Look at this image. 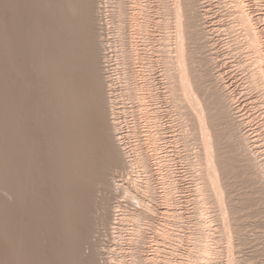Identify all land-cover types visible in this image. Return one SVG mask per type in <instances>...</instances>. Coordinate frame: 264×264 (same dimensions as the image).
Here are the masks:
<instances>
[{"label":"bare ground","instance_id":"obj_1","mask_svg":"<svg viewBox=\"0 0 264 264\" xmlns=\"http://www.w3.org/2000/svg\"><path fill=\"white\" fill-rule=\"evenodd\" d=\"M2 1L3 0H1V2ZM7 1L12 2V0H10V1L6 0L5 4L3 6L0 4L2 9L5 11L6 10L9 11V6H10V4ZM16 1L17 0H15L14 3H18L17 4L18 6L23 5L22 3L19 4L20 0H18L17 2ZM102 1H104V0H101V1H99V0H34V2L37 4V5L35 4V7H37V11L34 8L32 9L34 4H32L31 6L29 5L31 7L30 8L31 11L29 10L30 11L29 14L33 13L32 11H36L35 12L36 15H34L35 13L31 14V15H34L35 18H37V19H34V20H36V22H35L36 24L33 23L37 26L36 29L39 30V33L42 29L44 31V33L46 32V34H47V36H45L47 38L45 39L42 35L44 33H40L42 35L41 39L43 38V41L39 38L41 40V42H44V40H45V42H44L45 44L43 45V43H42V46H44L43 47L44 49L41 48V50H40L39 48H35V50L37 49V51H35V50H33L34 48H32V50L36 52V53H34V52L33 53L37 54L36 55L37 60L32 59L33 62H34V60L36 62V63H33L32 67L37 64V66H35V67L38 69L36 71L39 72L38 73L39 75L38 74H35V75H38L37 77H39L40 81L43 80L44 81L43 83H46V85H43V86H45V88H47V93L45 92L46 95H44L45 93L43 92L44 93L43 95L47 97V101H48V102L46 101L47 102V108L49 109L48 110L49 111V113H48L49 114L48 115L49 121L47 120V122H48L47 125H49V127L48 126L47 127L49 129L53 128L52 132L54 133L53 137H51V140L53 139V142H54L51 144V145L54 144V147L51 146L52 147L51 152L52 151L53 152L52 153L50 152L51 157H52L51 159L53 161L52 162L49 161V162L53 163L52 164L53 167H50V168H52V170L50 169L51 170V178L50 179L53 181L52 187L54 188L55 191H54V194H52L53 190L52 191L50 190L51 193L49 192L50 193L49 196L52 199V201H50L51 199L49 201L52 204L49 202L47 209L54 210V212L53 211L52 212L55 214L53 216L52 212H50L52 214L53 218L51 216H49L47 214V212H46V214L48 215L47 218L55 219V223L50 222L53 224V227H52V224H49V227H52V229L51 230L49 229V231L52 233H55V234H53V235L51 234V235L54 236L53 238L56 237V239L54 241H51L50 239H53V238H52V236H50V232L48 231V233H49L48 237H50V238L48 239L49 240L48 244H46L47 250H44L45 247L43 248V250H41V248L39 250V246L36 243V245L38 246V251H37L38 253L37 254H35L36 250L34 251L36 245L33 244V247H32L29 243L30 241H26L25 240L26 237L25 238L22 237L24 233L25 234L26 233L27 234H29V233L38 234L36 232H33V231H35L36 228L30 232V230H31V228L29 227L30 222H28L29 226L27 224V221L25 222L26 219L24 221L21 220L22 222L21 221L18 222L19 220L17 219V216H14L15 212L14 211L11 212L12 210L10 211L9 208H8V210H5V208H7L13 204H15V206H16V203L19 200L20 202L22 201V203L19 204L20 202H18V208L17 209L22 208L20 211L23 212V210H24L25 212H28L27 210L29 208L26 206L24 208V205H27V204H25V201L23 202V200L25 198L29 197V195H27L29 193L28 191L32 192L30 194V196L33 195V197H34L33 193L36 192V190H37V189L35 190V188H36L35 185H37V187H38V184H39V179L37 178V180H38L37 181L35 176L32 177V175H33L32 173H33V169H34V171L37 169L34 166V165H36L34 163H38V165L39 164L42 165V161L40 160L39 157L38 158L41 161L40 163H39V160H37V158L34 159V150L36 149L37 145H38V149H40L41 145L39 146V144H38V138L37 139L34 138L36 135L32 136V134H31L32 132H36V130L34 129V131H32V132L29 131L30 129H32L31 127L29 128V126L35 127V125L38 124V123L34 124V121L32 122V120H34L33 117H35V119H36V117L39 115V114H37L38 108L34 109L35 107L33 108L30 104H27L28 100H30V99H28L29 97H27V95H28L27 92L29 90L28 91L26 90V92L23 91V92H25V94H27L26 96L24 95V93L21 92L22 95H20L21 94L20 93L19 94L20 96L16 97L17 100L20 99V103H22L21 101H23L25 103L23 107L18 109L19 108L18 105H21V104L18 103L17 100H15V98L9 96L10 95L9 93L11 92V91L9 92V90H11L12 87L10 88L9 85L7 84L8 85L7 87H9V89L7 88V92H9L7 94L6 86H4L2 84L4 82V80L2 78H0V86L3 85L5 90L1 86L2 90L4 92H6L5 93L6 95H4L3 91L0 90V93L2 92L1 94L4 95V96H2V95L1 96L5 97V98H3V100L1 99V97H0V99L3 102H7L8 104L11 101L10 104L12 106V108L10 109L9 107H11V106H9L8 108L7 107L5 108L4 106L2 107V105H0L2 107V111L4 113L7 109L11 110V111L8 110L9 112L6 113L7 115L5 114L6 117L3 118V120H2V117L0 116V119L2 120V121H0V133L2 132V134H3V136L0 135V138L2 140L0 143L3 144L4 143L3 140L4 139L6 140V141L4 140L6 145H5V143L3 144V145H5V148L0 147V149H2V150L4 149L3 152L0 151V206L2 205V207H3V212L1 211L2 209L0 210V243H1L0 247L2 246L1 247L2 249L0 248L2 250V253H0V254H2V260L0 261V264H28L29 261H30L29 263H31V264H110V263L122 264L121 261L124 259L125 256H127L129 254L132 256L131 257L132 264H159L160 263L159 259H158L159 255H156L153 253L150 255V254H146L144 252L146 254L145 255L143 253L144 250L142 249L144 247L143 244H145V246H146V244H149V243L151 244L152 235H151L150 223H148L152 219L151 216H153V214H154L153 221L156 223L155 235L157 233L161 237L160 241L162 243H165L166 239L170 240V241L171 240L174 241L178 238V235H180L178 233L179 231H177V229H175L173 227V226H175L176 223L174 224V222H173V226L169 225L167 222V220H169V219H165L168 216L169 217L172 216L173 218H176L179 215V214L177 215L178 212L173 213V210H172L173 208H170V206H172V204H174L173 203L174 202L173 196H174V193H175V190L177 187L174 183L173 175L171 174V171H170L171 169L170 170L168 169V168H170V167H168L169 164H167L168 161L166 160L164 155L161 156V155H159L160 153L157 152L159 150V148H161L159 140H161L163 138L160 137L161 130H160V127L158 126V120L160 118V114L157 111V108H154V107L151 108L152 103H154L155 101H157L159 99V96H157V94L155 93L156 90L154 91L155 85L153 83L154 81H152L153 79H152L151 75L153 74V72L151 74V71L154 69L155 66L159 67V69H160V72L163 76V85H164L163 97L165 99L164 102L166 103V105H168L169 112L173 113L174 118L175 117L177 118L178 116L180 118V121H178L179 119L177 118L178 119L177 120L178 121L177 127L180 131L177 139H181L182 146L185 148L184 150H186V147H187V149H189L188 148V147H190V144H189L190 142L188 143L189 140L186 141L183 139V137H186L185 135H183L184 132H186V130L189 128L187 127L188 124L186 123V121H183L185 119L182 120L183 115H181V114H185V110H183L184 113H180L182 110L180 111L179 104H181L183 102V98L181 99V97H180L182 95L181 92L183 91V88H184V91L186 92V94L188 96V94H189L188 91L190 88L189 85L191 83L193 85L194 84L193 81L195 79H193V81L190 80V77H188V71H189L188 69L189 68L188 69L185 68L187 58L184 60V57L186 56V55L184 56V52H186V50H187V47L185 48V38H187V37L184 38L185 33L183 32V28H184V25L186 27L188 25L190 26L189 23H192V21H194L192 19H194L195 17L201 18L200 14H199V16L191 17L193 14H191V16H190V12H188V11H191L190 9H193L192 12L194 13V10H199V9L190 8V5H192V3H194V2L189 4V0H186L187 3L189 4V5H186V6H188L187 7L188 9L185 8L184 5L186 4V2L183 0H179V2H180L179 6L177 5V0H149V2L147 0H116L117 7L115 10L113 9L114 14L117 17V20L121 23V25L123 22V24L128 23L129 24L128 27H131L130 30H132V32H129V37L133 38L132 34L134 32L137 35H141L142 33L148 34L150 32L149 31L150 28H151V34L154 32V35L152 36V40H153L154 44H153L152 40H150L152 42V44H151L152 46L150 47L152 50L151 51L152 54L150 56L147 54L145 56H142L143 54L139 55V53H137V51H136L137 48L135 49L132 38H131V41L129 39L130 43L128 42V44H127V47H128L127 55H128V58L131 60V62H130L131 64H130V68H129V70H130L129 71L130 72L129 73V75H130V79H129L130 81L129 82H131V84L129 86L130 89L128 88L131 91L130 97L132 96V98L136 100V103H137L136 109L142 110L144 117L150 121L149 126L152 128L150 130L148 137L144 141L141 140L143 143H140V144L134 146L133 150L132 149L127 150L124 147L122 137L119 136L120 135L119 131H117L118 126H117V121H116L117 119L115 116L116 111H115V103H114L115 97L113 95V90H112V85H111L112 82H111V79L109 78L110 74L108 73V70L106 68V66L108 65V64L106 65L107 59H105V55L107 54V52H106L107 50L105 51L106 54H104V51H103V47L107 43L106 44H104L105 42L103 43V40L105 39V37H104L105 35L101 36V33H100L101 32L100 29H102L101 26L104 25L101 22H99L100 16H101L100 12H102L101 10L104 9L102 7L104 4L101 5V7L103 9L100 7V4H99V2H101V4H102L103 3ZM182 1L184 2V5H183ZM21 2H22V0H21ZM26 2H28V1H26ZM126 2H127V5H125ZM234 2H235V0H234ZM30 3H32L31 0H30ZM244 3H245V0H244ZM28 4H29V2H28ZM7 5H9V6H7ZM17 5H16V7H18ZM11 6L13 7L14 5H11ZM235 6H236V12L237 13L235 11L234 12L237 15H235L234 17H236L235 19L238 21V23H240L243 26L242 30L243 29L246 30L245 34L247 33V41H246V38H245V41L247 42L248 46L254 47V49H252V51L254 53L253 61H255V63L254 62H252V63H254L256 65V67H255L256 69H253V71H251L249 81H251V83L254 87L255 86H262V88H264V53H263L264 52V42L262 41V39L260 37V33H261L260 31L261 30L259 31L257 26L255 27V24H256L255 19L253 18V16H251V14H250V16L248 15L249 13L247 14V12H246L247 10H245V7H244L245 5L243 4L242 0H237ZM23 7H21V8H23ZM183 7H184V10H186V9L188 10V11L186 10L185 13L188 12L189 16L192 18L191 20L189 19L190 22H187L188 19L185 22L188 25L185 23H183L184 25L182 24V20L185 16L184 15L182 17L183 12H184ZM191 7H193V5ZM26 8H29V7H26ZM18 9H19V7H18ZM3 10H2V12H3ZM16 11L17 10H15V13L13 16H16L15 15ZM20 11H22V14L24 13L22 9ZM105 11H106V9H105ZM5 13L8 14L7 11ZM11 13H13V12L11 11L9 13L10 16H11ZM102 13H104V12H102ZM17 14H18V12H17ZM19 15H20V13H19ZM19 15H17L18 19H20ZM201 15H203V14L201 13ZM22 16L25 18L24 15H22ZM26 16H28V15H26ZM189 16H188V18H189ZM7 17H8V15H7ZM17 17H16L17 22L15 21V17H14V19H12L13 18L12 17L10 20H7L6 18H4L5 20L0 21V50H5V52H8L9 55L8 54H6V55H8L9 58H7V59L4 58L5 57V55H4L5 53H3L4 51L3 52L1 51L0 53H3L1 55V56H3L2 58L5 59V61L8 63V65L13 69L12 71H14L17 74V75H15L12 72V74H14V75H11V78L13 77L12 79H14V76L19 77L23 71L22 70L23 68L21 67L19 60L17 58L18 56L15 59V56L14 55L12 56L10 54L12 52H15L18 54L17 51L19 50L20 45L22 44L21 40H20V38H21L20 36L22 33L20 34L19 32H21L23 30L22 29H21V31H18V30L20 28H22L23 26L20 28L18 26V30H17V28H16L17 23L19 21H21V20L18 21ZM186 18H187V16H186ZM196 18H195V22L197 21ZM199 18H198V20H199ZM103 19H105V17ZM26 20H27V17H26ZM8 21H10V23L16 22V27L12 25L13 23L11 24V27L16 28L15 30H14V28L12 29V28L8 27V23H7ZM31 21L33 22V18L30 20V22ZM101 21H102V19H101ZM200 21L199 22L197 21L199 23V26H198V23H195L197 26H195L194 29L196 28L197 31L200 29V28L199 29L197 28V27H200V23L202 22V21L201 22ZM103 22H104V20H103ZM26 23H29V22H26ZM105 23H108L107 18H106ZM18 25H19V23H18ZM26 25L27 24H25V26ZM191 25L193 26V24H191ZM106 26H107V24L105 25V27ZM31 27L34 28L35 26L32 25ZM231 27H232V25L229 28H231ZM189 28H191V30H189ZM189 28L187 27V30L185 29L187 32L186 34H188V36H189V39L187 38L188 40H190V38L196 39V37H199V35L202 36L200 34V32L198 33L196 31L192 30L193 29L192 27H189ZM23 29H25V28H23ZM104 29H102V30H104ZM203 29H205V28H203ZM30 30L32 31V29H30ZM174 30H175V33H174ZM206 30L207 29H205V31ZM230 30H232V29H230ZM205 31H202V32H205ZM23 33H24V31H23ZM39 33H38V35H39ZM206 33H208V32H206ZM240 33H242V32H240ZM26 34H24V35H26ZM30 35H32V32ZM38 35L36 34V36H38ZM36 36L34 35V37H36ZM149 36H150V34H149ZM25 37H27V36H25ZM34 37L32 36V38H34ZM142 37L144 38V36H142ZM202 37L203 38L206 37V34L204 36V33H203ZM22 38H23V36H22ZM34 39H36V38H34ZM204 39H201V41H200L201 44H204V43H202V40L205 41ZM37 40H38V38H37ZM40 40H38V41H40ZM46 40H47V42H46ZM188 40H186V41L188 42ZM193 40H191V42H194ZM38 41H37V44H39V43L41 44V42H38ZM105 41H106V39H105ZM198 42H199V40H198ZM189 43L190 42H188V44ZM195 43H197V41H195ZM148 44H150V43L148 42ZM25 45H27V44H25ZM29 46H30V44H29ZM33 46H34V44H33ZM207 46H208V44H207ZM40 47H41V45H40ZM188 48H189V46H188ZM202 48H203V46L201 47V49ZM208 48H209V46H208ZM207 49H206V51H207ZM202 50H204V48ZM31 53L32 52H30V54ZM206 54H208V53H206ZM187 55H191V54L187 53ZM107 56L108 55H106V57ZM30 57L31 56H29L28 58H30ZM205 57H207V56H205ZM2 58L0 57L1 60H3ZM32 58H34V57L32 56ZM200 58H202V57H200ZM28 61H29V59H28ZM184 61H185V64H184ZM210 61H212V60L210 59ZM3 62H4V60H3ZM202 62L205 64L206 59H205V62L204 61H202ZM202 62H200V63H202ZM209 62H207V63L209 64ZM1 63L2 62H0V64ZM23 63H24V61H23ZM27 63H25V64H27ZM136 63H138L137 64L139 66L138 68H136ZM25 64L23 66H25ZM109 64H110V62H109ZM208 64H206V65H208ZM198 65H200V64H198ZM206 65H204V66H206ZM210 65H212V64H210ZM201 66H203V65H201ZM5 67H7V66L5 65ZM5 67H1L2 72H3V69ZM26 68L24 67V70ZM185 69H186V71H185ZM32 70H34V69L32 68ZM206 70L209 71V69H207V68H206ZM9 71H11V69H9ZM9 71H7L8 74H9ZM5 72H4V74L7 73V72L6 73ZM200 72H202V71H200ZM210 72L211 71H209L208 73H210ZM33 74H34V72H33ZM192 74H194V73H192ZM192 74H190V72H189L190 76ZM0 75H2V74L0 73ZM3 75L0 77H3ZM26 75H24V76H26ZM194 75H197V77H198V72H196V74H194ZM204 75H205V73H203V75H199V77L200 76L204 77ZM210 75H211V73H210ZM215 76L216 75H214V77ZM5 77L9 78L10 76L7 77L5 75ZM26 77H28V76H26ZM193 77L194 76H192V78ZM205 77H207V76L205 75ZM208 77H210V81H211L212 76H208ZM20 78H18V79L21 80L22 78L21 79ZM200 78H197L198 81L196 80V82H198V84H199ZM23 79L26 80V78H23ZM23 79L21 81H24V84H25L26 81ZM29 79H27V81H29ZM215 79H217V78L215 77ZM8 81H10V80H8ZM15 81H16V79L13 80L12 82H15ZM185 81H186V83H185ZM189 81H192V82H189ZM214 81L215 80L213 79L212 82L214 83ZM6 82H5V84H6ZM40 83L41 82H39V84ZM13 84L15 86L16 82ZM28 84H29L28 87H30V82ZM214 84L216 85V83H214ZM20 85H23V84H20ZM20 85H18V86H20ZM219 85H220V81H219V84L217 87H219ZM18 86H17V88H18ZM196 87H198V85H196ZM215 87L216 86H214V88ZM31 88H32V86H31ZM193 88H194L193 90L196 93H197V91H199V92L201 91V90H199L200 87H198L197 91H196L195 85ZM220 88H221V86H220ZM37 89H38V87H37ZM210 89H208L207 91H210ZM217 89L218 88H216V90ZM256 89H257V87H256ZM15 90H16V88H15ZM17 90H19V89H17ZM212 90H213V87H212ZM13 91H14V89L12 90V92ZM20 91H21V89L18 91V93ZM221 91H222V89L219 91L220 93L217 91L219 96L216 94V92H213V94L210 92H207V93L204 92L205 95L202 92H200L204 96L203 95L198 96V97H200V100H201V98H204L206 96L210 97L211 96L210 94H212L213 96L214 95L218 96V97H216V96L213 97V99L215 98L216 101L220 102L219 106L216 105L218 103L215 104L216 106H213L215 103V101L213 99H211L214 101V102H212L213 105L210 102L211 105L214 107L213 108L211 106L212 109H214V111H215L214 112L215 115H216V112L217 113L219 112V109L221 111L222 108L224 107L222 105V103L224 102L226 104L228 102V101L225 102L226 97H224V98L220 97V96L225 95L224 93H222L223 94L222 95ZM15 92H17V91H15ZM198 93H197V95H198ZM12 94H13V96H14V94L16 95V93H12ZM206 94H208L210 96H208ZM197 95H196V97H197ZM193 96H191V98ZM31 97H34V96H31ZM196 97H193L191 99V104H192V100H193V104H195V106H196L195 115H194V113L193 114L189 113V114H192L191 116H195L191 120L194 121L193 119L194 118L196 119L195 122H197V123L195 126L199 125L200 131L204 135L206 130H207V132H212V130L215 129L212 127H215V125L220 122L219 120H223L224 117H223V119L217 120L218 115H216V117H217L216 118L213 115L212 111L207 112L210 114V117H212V115L214 116V118H211V121H212V119L219 121L217 123H214L216 121H212L210 123V124L213 123L212 125H214V126L210 125V127L212 128V130L210 129L211 130L210 131L208 128L209 125L207 126L205 124L206 122H204V116H202L206 112L203 111L204 113L203 112L201 113V111H200L201 106L204 105V101L201 102L203 104L200 103L201 106L199 107V105L197 104L198 101H197ZM14 100L17 103V104H15V106H18L17 108H15L13 106L14 102H12V101H14ZM203 100H206L208 102L211 101L210 98H209V100H207V99H203ZM180 101H182V102L180 103ZM3 102H1L0 104H3ZM178 102H179V104H178ZM210 103H207L208 106H202V109L204 108V110H206L207 107L209 108ZM36 104H37V102H36ZM207 104L205 103V105H207ZM183 108H184V106H183ZM183 108L181 107V109H183ZM208 108L206 111L211 110V108L210 109H208ZM229 109H231V108H229ZM229 109L227 108L225 110L226 112L223 110L224 114L227 113V110L229 112ZM2 111H0V112H2ZM42 112L44 113V111H42ZM187 112L188 111H186V114L188 115ZM210 112H212V114ZM231 113L232 112H229V114H231ZM229 114H227L228 115L227 121H228V119H229V121H230V119H233L232 117L228 118V117H230ZM187 115L185 116L186 119L189 118V117H187ZM204 115H205V118L207 116V118L209 120V116L207 114H204ZM2 116H3V114H2ZM46 116H47V114H46ZM220 116H222V115L219 114V118H220ZM37 118H39V116ZM207 118L205 120H207ZM47 122H45V123H47ZM230 122H231V127H232V125L234 124V123L232 124L233 120ZM41 123H43V122H41ZM236 125H238V124H236ZM144 126H146V125H144ZM197 129H198V127H197ZM224 129H225V126H224ZM226 129H227V127H226ZM234 129H236V128H234ZM54 130H55V132H54ZM231 130L232 131L231 132L229 131V132L232 134L233 129H231ZM236 130H234L235 133L238 131V130L237 131ZM239 132H240V129L238 131V134L241 135L240 134L241 132L240 133ZM235 133H233V134H235ZM34 134L35 133H33V135ZM43 134H45V133H43ZM50 134H52L51 131H50ZM214 136H216V135H214ZM234 136L235 135H231L230 138L231 137L233 138ZM2 137H4V139ZM49 137H50V135H49ZM188 138L189 137L187 136V139ZM227 138H228V136H227ZM243 138H246V137H243ZM45 139H43V140H45ZM233 139H232V141H229L228 146L230 144H232L233 147L232 146L231 147L235 148L234 143L236 141L234 143H232L234 141ZM238 139L236 138L235 140H238ZM241 139L239 140V143H241L243 141H244V143L246 142L244 139H243V141ZM246 140L248 141L247 138H246ZM8 141H9V143H8ZM44 143H46V141L43 142V145H44ZM146 143L150 144V147L149 146L146 147V145H148ZM237 143L238 142L235 143V146L238 145ZM213 144H214V142H213ZM47 145L49 146L48 143H47ZM244 145L248 146L246 143ZM148 147L151 148V151H150L151 153H152V151H155V153L153 155L155 156V158L157 160L156 164L159 166V169H158L159 174L157 176L158 177L157 183H159L158 186H156L157 184L155 185V180L157 178L155 177L156 174L153 173V170L151 168V166L153 165V164H151L153 162V161L151 162V160L153 158H151L152 154L149 153ZM240 147H239V149H240ZM244 147L245 146H243V145L241 147L244 149V150H242L243 152L245 151ZM10 148H12V150H10ZM13 149H14V151H13ZM211 149H213V148H211ZM236 149H238V147H236ZM247 149H249V148L247 147L246 151H247ZM32 150H33V152H32ZM38 151L39 150H37V152ZM211 151H210V149L206 148V150L204 151V157L201 156V158L203 157L202 159H205L206 164L211 166V164L214 162L213 164L216 165L215 163L218 161L217 163H219L218 164L219 166H220V164L223 165L222 164L224 162V161H222L223 158L219 157L222 159V160H219L216 158V157H218L217 155L214 157V161L212 159H209L210 157L208 158V156H211ZM240 151H241V149H240ZM240 151H238V153H240V155H242L243 153H241L242 151L241 152ZM46 152H49V151H46ZM39 153H38V155H39ZM42 153H45V152L43 151ZM186 153H188V152L186 151ZM248 153H251V152H248ZM198 154H199V152H198ZM246 154H245V158L243 157V155L241 157L246 159ZM40 155H41V153H40ZM199 155H201V154H199ZM49 156H50V154H49ZM248 156H250V154L247 155V160H249V158L251 157L250 156L248 158ZM199 159L197 160V163H198ZM252 159H254V158H252ZM35 160H37L38 162L37 161L35 162ZM44 160H45V158H44ZM228 160H229V158H228ZM33 161H34V163H33ZM200 161L202 162V160H200ZM249 162L253 164V162H251L250 160H249ZM192 163H194V162H192ZM256 163L254 162V164H256ZM189 164L191 165V163H188V165ZM194 164H196V163H194ZM202 164L203 163L200 164V162H199V165H197V166L201 167ZM254 164H253L254 172H253V170L251 171L250 168H248V170H249V172L251 171L252 173L255 174V168H254L255 165ZM214 165H213V171H212V168H209V170L211 169L210 171H212V172H210L212 174L211 175L212 178L209 179L208 181H209V184H211V186L214 188V192L218 193V195L220 196V191L217 190L219 184H218V186L216 184L217 183L216 181H218L217 175H218L219 168L214 166ZM257 165L258 164H256V166ZM158 166H155V167L158 168ZM192 166H191V168H192ZM249 166H252V165L249 164ZM195 167L196 166L194 165V168ZM261 167L259 168V166H257L256 169L259 170V169H261ZM157 168H156V170H157ZM39 169H41L40 166H38L37 170H39ZM130 169L132 171L135 170L136 172L138 170L143 172V176H142V178H138V177H137V179L133 178L134 181L131 182L132 184L130 183L131 186H128V184H126V182L121 183L120 180L118 179V176L121 175L122 172L128 171ZM206 169H207V167H206ZM201 170H203V169L201 168ZM201 170L199 169V171H201ZM263 170L264 169L262 168V170H260V171H262V173H263ZM203 171H201V172L203 173ZM36 172L37 171H35L34 175L36 174ZM39 172H41V170H39ZM39 172H37V173H39ZM256 172L258 174V171H256ZM202 173H200V174H201V177H203V180H204V177L209 178L207 176H202L203 175ZM47 174L49 175V173H47ZM125 174H126V172H125ZM130 174H132V173H130ZM48 175L46 177H48V179H49ZM262 175H261V177H258V175H255L258 177V178L255 177L256 179H258L257 181H259V178H262ZM38 176H39V174H38ZM40 177H41V175H40ZM263 177H264V175H263ZM32 178H33V180L35 179L38 183L34 185V182H36V181H34L32 183L33 186L31 185L32 186L31 187L30 186V184H31L30 180ZM130 178L132 179V177H130ZM224 178H226V177H224ZM206 180L207 179H205V181ZM124 181H126V180H124ZM208 181H207V183H208ZM261 181H262V179H261ZM48 182H50V180H48ZM129 182H130V180H129ZM263 182H264V180H263ZM51 184H52V182H51ZM51 184H49V186ZM198 184L199 183H197V185H196L197 191L202 189L201 187H199ZM214 184H216V185L214 186ZM261 185L264 186V183ZM206 187H207V185H206ZM29 188H34L35 191H33L32 189H31L32 190L31 191V190H29ZM129 188H131V192H134L136 194V196L140 197L139 200L136 198L135 195L131 194ZM158 188H160V190H158ZM43 191H41V192H43ZM46 193L48 194V192H46ZM35 194L37 195V193H35ZM47 194H46V196H47ZM41 195H43V193ZM219 196H217V200L221 203L222 200ZM205 197L207 198V194L205 195ZM38 199H40V198L38 197ZM128 201H129V204L131 203L132 205H136V203H137L138 207L137 206H136L137 208L131 207L129 210H127L125 212L124 207L128 206L125 203ZM26 202L28 203L27 199H26ZM29 202H31V201H29ZM32 202H33V199H32ZM32 202H31V204L33 207L30 206L31 204H29V206L34 209V204ZM40 202H42V201L40 200ZM45 202H46V200H45ZM77 202H78V204H75ZM46 203H48V202H46ZM196 203H197V206H199V208L202 207V206L200 207L199 202H196ZM158 204L163 205L164 209L162 208V210H161V208H157ZM19 205H22V206H19ZM49 205H52V209H50ZM197 206L195 208H197ZM14 207L12 206L10 208L13 209ZM93 208L96 209V210L94 209V213L98 212V215L93 214V216H96V217H94L95 223L96 222L99 223L100 226H103L104 224L108 223L106 230L103 227L105 232L103 230H101L102 227H100V226H98L99 229H97L98 228V227H96L97 224L95 226V223H92L94 221L89 222L91 220H89L88 217L92 215L93 211H91V210H93ZM15 209L16 208H14V210ZM33 209L32 210L29 209L30 213L33 212ZM34 210L37 211L38 209L35 208ZM36 211H34V213H33L34 215L36 214L35 213ZM95 211H97V212H95ZM154 211H156L158 214H161L163 216L162 221L165 222L164 224H161L160 221L157 222V220H158L157 216L158 215H156V213ZM170 211H172L171 215H169ZM198 211H200V210L198 209ZM22 212H21V214H22ZM107 212H109V221H107L108 219L106 221H104L105 216H106V218H108ZM30 213H28V214H30ZM93 216H92V218H93ZM172 217H171V220H172ZM28 218H29V216H28ZM33 220L34 219H32L31 221H33ZM124 221H131L134 223V225L136 224V227L130 228L132 232L131 233L129 232V233L132 235V237L127 239L129 242L128 243L129 245H130V242H133V245H134L133 251L123 250L124 247H121L122 243H120V242L124 241V240H121L120 233L122 232L121 230L124 228V226H123ZM197 221H198L197 226L201 225L199 220H197ZM104 222H106V223H104ZM31 223L33 224V222H31ZM26 224L29 227V229L27 226H25ZM126 224L128 226V223H126ZM146 224H148V227H145ZM33 226H35V224H33ZM94 226L96 227V229L94 228ZM131 226H132V223H131ZM92 229H93V231H92ZM94 229H95V232H94ZM92 232L96 233V235L91 234L93 237L91 235H89ZM27 234L25 236H27ZM43 234H45V233H43ZM200 234H199V236H200ZM105 236H107L106 239H108L110 236L109 240L110 239L111 240L110 241L108 240V241L110 243H111V241L113 242V244L109 243L112 246V247L110 246L111 248L108 247L109 246L108 243H107L108 246L106 245L105 242H108V241L105 239ZM199 236L198 237L196 236V238H200ZM43 237H44V235H43ZM17 239H18V241H17ZM35 239H36V237H35ZM16 241H17V243H16ZM42 241H43V239H42ZM83 241H85V242H84V245L82 246ZM206 242H207L206 239H202V238L196 239V241L194 243V247H193L194 250L191 251V249H189L190 252L189 251L188 252L194 253V254L197 253L196 258L194 259V257H193L191 259H194V260L197 259V260H200V262L199 261L194 262L192 260L193 262H191V263L188 262L189 264H202L204 261H201V260L206 258L205 257L206 254L211 253L210 248L206 245ZM116 245H118L119 249L114 248V246H116ZM168 245H170V243ZM105 246H107V247L105 248ZM147 246H149V245H147ZM30 247L33 249V251L35 252L34 254L36 256L31 255V252L33 253V251L29 250ZM150 247H152V244ZM125 248H127V247H125ZM130 248H132V247H129V249ZM156 248H160L159 252H162V253L166 252L164 250V248L160 247V245H156L154 249H156ZM116 250H118V251H116ZM161 257L163 258L164 256H161ZM125 258H127V257H125ZM0 259H1V256H0ZM128 262L129 261H127V263Z\"/></svg>","mask_w":264,"mask_h":264},{"label":"rangeland","instance_id":"obj_2","mask_svg":"<svg viewBox=\"0 0 264 264\" xmlns=\"http://www.w3.org/2000/svg\"><path fill=\"white\" fill-rule=\"evenodd\" d=\"M26 1H28L29 4ZM31 1H32V3H30V0H24V1L22 0V2L20 0L19 1V4L22 3L23 5H19V6L17 5L18 3H14L15 0H12L13 3L11 1L10 2L7 1L10 4V6L7 5V6H9V11L10 12L11 11L13 12V13H11V16L13 18L9 15L10 12L8 10H6L8 12V14H6L5 13L6 11L3 10L2 7L0 6V17L2 18V19L0 18V21L1 20L2 21L5 20L4 18H6L7 20H10L11 18L14 19V17H15V21H16V17L20 13V15H19V18L20 19H18V17H17V19H18V21L19 20H21V21L18 22L19 25L17 23V27H16V22L17 21L14 22V23L13 22L10 23V21H8L7 23H8V27L9 28H12V29L14 28V30L16 28L18 30V26H19V28L23 26L18 31H21V29L24 31V33H23V31L19 32L20 34L22 33L21 36H20L21 37L20 40H21V43L22 44L20 43L21 44L20 45V48L17 51L18 54L15 53V52L10 53L12 56L13 55L15 56V59L18 56L17 58L19 60V63L21 65V67L23 68L22 69L23 71H22L21 75L19 77L18 76H14V79H12L13 77L11 78V75H14V74L17 75V74L14 71H12L13 69L5 61V59L9 58V56H8L9 53L8 52H5V50H0V52L1 51L2 52L4 51L3 53H5L4 54L5 55V57H4L5 59L2 58L3 56H1L3 53H0V57L4 60V62H3V60L0 59V62H2L1 63L2 65L0 64L1 65L0 66V70L2 69L1 67H5V65L7 66V67H5L3 69V72L1 70L0 73L3 75L5 71L7 72V71H9V69H11V71H9V74H8V72L7 73L5 72L6 74L3 75L4 78L3 77H0V78H2L4 80V82L2 84L4 86H6V92H7V88L9 89V87L10 88L12 87L11 90H9V92L10 91L12 92V90L14 89V91L12 92V93H16V95L14 94V96H13V94L11 92L10 93L7 92V94L8 93L10 94L9 95L10 97H13V98H15V100H17L16 97L22 95V93H24L25 96L28 94L27 97H29L28 99H30V100H28L27 104H30L33 108L35 107L34 109H37L38 108L37 109V111H38L37 114H39L38 115L39 118H37L38 116L36 117V119H35V117H33L34 120H32V122L34 121V124L35 123H38V124L35 125V127L34 126L33 127L32 126H29V128L30 127L32 128L29 131L32 132V131H34V129L36 130V132H32L31 134H32V136H35V135L37 136V137L35 136L34 138H36V139L38 138V144H39V146L41 145L40 146V149H38V145H37L36 149L34 150V159L37 158V160H39V158H40V160L42 161V165L41 164L38 165V163H34V161H33V163L37 165L36 166V165L33 164L37 169H38V166L41 167V169H39V170H41V172H39V170L36 169L35 171H37L39 173L36 172V174L34 175L35 171L33 169V173H32L33 175H32V177L35 176L36 180L38 178L39 179V184H38V187H37V185H35V184L38 183L37 182L38 180L37 181L35 179L33 180V178L30 180L31 181L30 182L31 183L30 186L31 185L33 186L32 183L34 181H36V182H34V185L36 186V188L35 187L34 188H35V190L36 189L37 190H36V192L33 193L34 194V197H33V195L30 196V194L32 192L28 191L29 193L27 192L28 194L27 193L26 194L29 195V197L25 198L23 200V202L25 201V204H27V205H24V208L26 206V207H28L29 209L32 210L33 208H31L30 206H32L31 202H32V199H33V202L32 203L34 204V209L37 208L39 211L38 210L36 211V210L33 209V212L30 213V210L29 209L27 210L28 212H25L23 210V212L26 214L25 215L22 211H20L22 208L21 209L20 208L17 209L18 208V202H20L18 199H17L18 202L16 203V206L17 207L15 206V204H13V205L5 208V210H8V208H9L10 211L12 210L11 212L14 211L15 212L14 213V216H17V219L19 220L18 222H20L21 220L24 221L26 219L25 222L27 221L28 226H29V223L28 222H30V226H29L31 228L30 232L36 228L35 231H33V232H36L38 234H35V233L32 232L35 235L34 236L33 234H31V233L28 232L30 234L29 235V234L26 233L28 237L25 236L26 235L25 233L23 234L22 237H24V238L26 237L25 240L26 241H30L29 243H30V245L32 247H33V244L36 245V243H37V245L39 246V250H40V248H41V250H43L44 247H45L44 250H47L46 249V247H47L46 244H48V242H49L48 239L50 238V237H48L49 236L48 231H49V229L51 230L52 227H53V224L50 223V222L55 223V219H52L53 216H54V214H55V213H53L54 210L47 209V206H48L49 202L52 201L51 197L49 196L50 193H51L50 190L51 191L53 190L52 194H54V191H55L54 188L52 187L53 186V181L50 179L51 178V170H52V168H50V167H53L52 166L53 163H50V162L53 161L51 159L52 158L51 157V153L53 152V151L51 152V150H52L51 149L52 148L51 146L54 147V144L51 145L52 143H54L53 142V139L51 140V137H53V134L54 133L52 132L53 131V128H50L49 129L48 128L49 125H47L48 124L47 120L49 119V116H48L49 115L48 114L49 113V111H48L49 109L47 108V102H48L47 101V97L44 96L47 93V88H45V86H43V85H46V83H43L44 81L43 80L40 81L39 80V77H37L39 75L38 74L39 72L36 71L38 69L35 67V66H37V64L32 67L33 63H36L35 60L33 62L32 59H36L37 60V58H36V55L37 54H34V53H36L35 51H37V49L35 50V48H39L41 50V48L44 47V46H42V43L44 45L45 44L44 43L45 40H44V42H41V40L43 41V38L41 39V36L43 35V37L46 39L47 37H45V36H47V34H46V32L44 33V31L41 29L40 33H44L45 34V35L44 34L41 35L39 33V30L36 29L37 28V26L35 25L36 24L35 23L36 20H34V19H37V18H35L34 15H36L35 12L37 11V7H35V4L36 3L34 2V0H31ZM99 1H101V0H99ZM147 1L149 2V0H147ZM183 1L186 2L185 5H184V2ZM183 1L182 2H183V5L185 6V8L188 7L186 5H189L192 2H194V3H192L193 7H191L192 5H190V8H195V9H199V10H194V13L192 12L193 9H190L191 11H188L187 10L188 8H187L186 10L188 12H190V16H191V14H193L191 17L199 16V14H200V17L201 18H199V17H197V18L195 17V18L197 19L198 22L200 20L202 22L200 21L201 22L200 23V27H197L198 29L199 28L200 29L197 31V29L195 28L196 29L195 30L194 27L197 26L195 23H198V22L197 21L195 22V18L192 19L189 16V13L188 12L185 13L186 10H184V7H183V11L184 12H183L182 17L184 15L185 16L183 18L184 21L182 20V24L185 23L187 21V19H188L187 22H190V20L192 19L194 21H192V23H189L190 26L187 23H185V24L188 25L187 27L188 28L189 27H192L193 28L192 30H194V31H196L198 33L200 32V34L202 36H203V33H204V36L206 34V37H204L205 39L197 33L200 38L199 37H196V39L190 38V40H188L189 39V36H188V34H186L187 33L186 32L187 27L183 24L184 25L183 32L185 33L184 34L185 35L184 38L185 37L188 38V39L185 38V48L187 47V50L185 49L186 52H184V56L185 55L187 56V57L186 56L184 57V60L187 58L186 59V64H185V61H184L185 68H187V69L189 68L188 69L189 71L187 70L188 71V77H190V80H192V81H193V79H195L194 80L195 82H196V80L198 81L197 78H200L201 77V76L199 77V75H203V73H205V75L207 77L208 76H212V78H211V81H210V77L207 78L204 75V77L202 76L203 78L202 77L200 78L199 84H198V82L195 83L193 81L194 84L192 85V83H191L189 85L190 88H189V91H188L189 92L188 96H187L186 92L184 91V88H183V91L182 92L180 91L182 93V95L180 97H181V99L183 98V102L180 101V103L182 102L181 104H179V102H178L179 107H180L179 109H180V111L181 110L182 111L185 110V114H181V115H183L182 120L185 119L183 121H186V123L188 124L187 127L189 128V129L186 130L187 133L184 132L183 135H185L186 137H183V139L186 140V141L189 140L188 143L190 142L189 143L190 144V147H188L189 149H187V147H186V150H184L185 148L182 146L181 139H177L178 136H179V133H180V131H179L178 127H177V122L180 121V118H179V116L177 117L179 120L176 117L174 118L173 113L169 112L168 105H166V103L164 102L165 99L163 97V95H164L163 94L164 93L163 92L164 91L163 76H162V74L160 72L159 67H156L155 66L154 69L151 71V74L153 72V74L151 75L152 76V79H153L152 81H154L153 83L155 85L154 91L156 90L155 93L157 94V96H159V99L157 101H155L154 103H152L151 108H153V107L154 108H157V111L160 114V118L158 120V126L160 127V130H161L160 137L163 138V139L159 140V143H160V147L161 148H159V150L157 152H159L160 154L159 153L158 154L161 155V156L164 155L165 158H166V160L168 161L167 164H169L168 167H170L168 169L169 170L171 169L170 171H171V174L173 175V180H174V183H175V185L177 187L176 190H175L174 196H173L174 197L173 198L174 199L173 200L174 201L173 202L174 204H172L173 207L170 206V208H173L172 209L173 210V213H177L178 212L177 215L178 214L179 215L176 218H173L172 216H170V217L168 216L165 219H169V220H167V222H168L169 225H172L173 226V222H174V224L176 223L175 226H173V227L175 229H177V231H179L178 233L180 235H178V238L176 240H174V241L173 240L170 241V240H167L166 239V242L165 243H162L160 241L161 237L157 233L155 235V225H156V223L153 221V219H154V214H153V216H151L152 219L150 220V222H148V223H150V228H151V235H152V237H151L152 238L151 239V244H152V247H150L151 246L150 243L149 244H146V246H145V244H143V246H144L142 248L144 250L143 253L145 252L146 254H150V255L152 253L153 254H156V255H159V257H158L159 262H160L159 264H189L188 262H190V263L193 262V261L194 262H196V261H199L200 262V260H197V259L194 260L196 258V254L197 253L196 254L189 253L190 252L189 249H191V251L194 250L193 247H194V243H195L196 239H201L202 238V239H206V241H207L206 242V245L210 248V251H211V253L206 254V256H205L206 258H204L203 260H201V261H204L203 262L204 264H264V186L261 185V184L264 183L263 182V180H264V177H263L264 170H263V173H262V171H260V170H262V168L264 169V167H263L264 166V88H262V86H255L254 87L252 85L251 81H249L250 80V73H251V71H253V69H256L255 68L256 65L254 64L255 61H253L254 53L252 51V49H254V47H250V46L247 45V42H246L247 41V33L245 34V31L246 30H244V29L242 30L243 26L240 23H238V21L235 19L236 17H234L235 15H237L236 14L237 13L236 12V6H235L237 0H235V2H234V0H200V1L199 0H189V4L187 3L186 0H183ZM242 1H243V4L245 5L244 6L245 7V10H247L246 11L247 14L249 13L248 14L249 16L251 14V16H253V18L255 19V23H256L255 24V27L257 26L258 30L259 31L261 30L260 31L261 32L260 33V37H261L262 41L264 42V38H263L264 37L263 36L264 35V0H262V1L261 0H245V3H244V0H242ZM5 2H6V0H3L2 2L0 0V4L2 6L5 4ZM102 2H103L102 4H101V2H99V4H100V7H101V5L104 4L102 6L104 9L101 7L104 10V11L103 10H101V11L104 12V13L100 12V15L101 16H100V21L99 22H101L102 24H104V25H102L100 23L102 25L101 28L102 29L105 28L104 29L105 31L102 30V29H100V31H101L100 33H101V36H104L105 35L104 37H105L106 41L102 37L104 39L103 40V43L104 42H105L104 44L107 43L106 45H104L103 51H104V54H106V52H107L106 55H108L107 57L105 55V59H107L106 60V65L108 64L106 66V68L108 70V73L110 74L109 75L110 76L109 78L111 79V82H112L111 85H112L113 95L115 97L114 103H115V111H116L115 116H116V119H117V120L116 119L115 120L117 121V126H118L117 127V131H119V134H120L119 136H121L122 139H123V143H124L125 149H127V150L128 149H130V150L132 149L133 150V147L134 146H136V145H138L140 143H143L142 141H144L148 137V135L150 133V130L152 128L149 126L150 125V123H149L150 121L147 120L144 117V115L142 113V110H137L136 109L137 108L136 107V105H137L136 100L133 99L132 96L130 97V95H131L130 92L131 91L129 90L130 89L129 86H130L131 82H129L130 81L129 80L130 79V75H129V73H130L129 71L130 70H129V68H130V64H131L130 62H131V60L128 58V55H127V51H128L127 44H128V42L130 43V41H131V38L132 37H129V32H132V30H130L131 27H128L129 26L128 23H124L123 24V22H122V25H121V23L117 20V17L114 14V10L117 7L116 0H104ZM32 4H34V6L32 7V9L34 8L36 10V11H32L33 13H35L34 15H31L33 13L29 14L30 11H31L30 10V8H31L30 6ZM179 4H180V2H179V0H177V5L179 6ZM11 5H14L15 7L17 5L19 7V9H18V7L15 8L14 6L12 7ZM125 5H127V2H126ZM25 6L26 7H29V8H26ZM21 7H23V8H21ZM13 8L15 10H17L16 11V14H15L16 16H13L14 13H15V10ZM21 9L23 10V12L25 14L24 13L22 14V11H20ZM105 9H106V11H105ZM2 10H3L4 13L2 12ZM17 12H18V14H17ZM201 13L203 15H201ZM7 15H8V17H7ZM22 15H24L25 18ZM26 15H28V16H26ZM103 16L105 17V19H103L104 18ZM186 16H187V18H186ZM188 16H189V18H188ZM26 17H27V20H26ZM32 18H33V22L31 21L32 22L31 23L30 20ZM106 18H107V22L108 23H105L106 22ZM198 18H199V20H198ZM101 19H102V21H101ZM103 20H104V22H103ZM26 22H29V23H26ZM33 23H35V24H33ZM11 24L13 26H15L16 28L15 27H11ZM25 24H27V25L25 26ZM106 24H107V26L105 27ZM191 24H193V26ZM32 25L35 26L34 28L36 30L33 27H31ZM231 25H232L233 28L232 27L229 28ZM198 26H199V23H198ZM202 27L205 28V29H207V30L205 31V29H203ZM23 28H25V29H23ZM30 29H32V31ZM230 29H232V30H230ZM189 30H191V28H189ZM149 31L150 32L148 34H144V33L141 34L142 36H144V38L141 35H137L135 32L132 34V36H133V38H132L133 39V43H134L135 49L137 48L136 51H137V53H139V55H142L143 54L142 56H145L147 54V55L150 56L152 54L151 53L152 50H151L150 47L152 46L151 45L152 42H153L152 36L154 35V32L151 34V28H150ZM202 31H205V32H202ZM31 32H32V35H30ZM206 32H208V33H206ZM240 32H242V33H240ZM26 33L27 34L29 33L28 34L29 36ZM35 33L37 35L39 33V35L36 36ZM174 33H175V30H174ZM24 34H26V35H24ZM149 34H150V36H149ZM34 35L36 37H34ZM22 36H23V38H22ZM25 36H27V37H25ZM32 36L34 38H36V39L32 38ZM37 38H38V40H40V39L41 40L38 41ZM245 38H246V41H245ZM129 39H130V41H129ZM197 39L199 40V42H198ZM201 39H204L205 41L207 40L206 42L202 40V43H204V44L206 43L205 45L204 44H201V42H200ZM36 40L38 42H41V44L40 43L37 44V41ZM150 40H152V42ZM186 40H188V42H190V43L188 44V42ZM191 40H193L194 42H191ZM195 41H197V43H195ZM46 42H47V40H46ZM148 42L150 44H148ZM25 44H27V45H25ZM29 44H30V46H29ZM33 44H34V46H33ZM153 44H154V42H153ZM207 44H208L209 48H208ZM40 45H41V47H40ZM188 46H189V48H188ZM202 46H203V48H204L205 51L208 48L207 49L208 52L207 51L205 52L204 50H202L203 49V48L201 49ZM25 48L26 49L28 48V49L26 50ZM32 48H34L33 50H35V51H33ZM29 51L32 52V53L30 54ZM187 53L188 54H191V55H187ZM206 53H208V54H206ZM6 54H8V55H6ZM24 54L25 55L27 54V55L25 56ZM27 56L28 57L31 56L30 57L31 59L28 58ZM32 56L34 58H32ZM205 56H207V57H205ZM200 57H202V58H200ZM28 59H29V61H28ZM205 59H206V63L204 64L202 61L205 62ZM210 59L212 61H210ZM23 61H24V63H23ZM109 62H110V64H109ZM200 62H202V63H200ZM207 62H209V64ZM252 62H254V63H252ZM25 63H27V64H25ZM24 64H25V66H23ZM137 64L138 63H136V68L139 67ZM198 64H200V65H198ZM206 64H208V65H206ZM210 64H212V65H210ZM201 65H203V66H201ZM204 65H206L207 67L204 66ZM24 67L25 68L27 67V68L24 70ZM31 67L34 70H32ZM206 68L209 69V71H211L210 72L211 75H210V73H208L209 71L206 70ZM199 70L202 71V72H200ZM185 71H186V69H185ZM12 72L14 74H12ZM33 72H34V74H33ZM189 72H190V74H192V73L196 74V72H198V77H197V75H194V74H192L190 76L189 75ZM23 74L24 75L27 74L26 76H28L30 79L28 77L24 76ZM35 74H38V75H35ZM2 75H0V76H2ZM5 75L7 77H9V76L10 77L9 78H6ZM214 75H216L215 77L218 80L215 79ZM192 76H194V77L192 78ZM20 77L22 79L23 78H26V80L23 79V80L26 81L25 84H24V81H21L22 79ZM18 78H20L21 80H19ZM15 79H16V81H15L16 82V85H15L16 87L13 84L15 82H12ZM27 79H29V81H27ZM213 79L215 80L214 83H216V85L212 82ZM8 80H10L11 82L8 81ZM192 81H189V82H192ZM219 81H220V85H219V87H217L218 84H219ZM5 82H6V84H5ZM29 82H30V87H28L29 86V84H28ZM39 82H41V83L39 84ZM185 83H186V81H185ZM7 84L9 85V87H7L8 86ZM20 84H23V85H20ZM3 85H1V86L3 87ZM18 85H20L21 87L18 86ZM194 85H195L196 91H197V88L200 87L199 90H201L200 92H202L204 95L207 92H210L212 94H213V92H216V94L219 96L218 92L222 89L221 94L224 93L225 95L224 96H220V97H223V98L226 97V99H225L226 101L225 102H227V101L228 102L226 104L224 102H223L224 104L222 103V105L224 107L223 108L221 107L222 108L221 111L219 109V112L220 113L218 112L220 115H222V116H220V118H219V114L217 112H216V115H218V118L216 117V115L214 114L215 111H214V109H212L213 106H216V105L219 106V103H220L219 101H216L215 98L213 99V97H215L216 95L213 96L212 94L209 93L211 96L208 95V94H206V95H208L210 97H207L206 96L207 98L204 97V98H201V100H200V97H198V96H200V95L202 96L203 94L200 93L199 91H197V93L198 92L200 93V94L198 93V95H197V93L193 90L194 89L193 88ZM196 85H198V87H196ZM213 85L216 86V87L214 88ZM1 86H0V90L3 91ZM17 86H18V88H17ZM31 86H32V88H31ZM220 86H221V88H220ZM37 87H38V89H37ZM212 87H213V90L215 89L214 91L212 90ZM256 87H257V89H256ZM15 88H16V90H15ZM216 88H218L219 90L218 89L216 90ZM3 89L5 90L4 87H3ZM17 89H19V90L21 89V91L18 93L19 90H17ZM208 89H210V91H207ZM26 90L27 91L29 90L28 92L30 94L28 92H27V94H25ZM15 91H17V92H15ZM23 91H25V92H23ZM6 92L3 91L4 95H6L5 94ZM43 92L44 93L46 92V93L44 94ZM1 93H0V97L3 100V98H5V97H2L4 95L1 94ZM195 94L197 95L198 98L196 97ZM31 96H34V97H31ZM191 96L196 97L197 101L199 102V103L197 102V104L199 105V107L201 106V104H203V103H201L202 101H204V105H202V106H208L207 103H210V102L212 103V102L215 101L214 105L212 103L213 106L210 103V107L209 108L207 107L208 109L211 108V110L206 111L207 108H206V110H204V108L202 109V106L200 108L201 113L203 111H205L206 113H204V112L203 113L204 114H207V115L209 114L207 112L212 111L213 112V115L217 118V120L218 119H223V117H224L223 120H219L220 122L212 119V121H216L214 123L219 122V123H217L215 125V127H212V128H215V129L212 130V128L210 127V125L211 126H214V125H212L213 123L212 124H210V123L212 122L211 121V118H214V116L212 115V117H210V114H209L208 115L209 116V120H208L207 116H206L207 120H205L206 119L205 118V115L204 114L202 115V116H204V122H206L205 124L207 126L209 125L208 128H209V130L211 129L212 132H207V130H206L205 134L203 135L201 133V131H200V126L199 125L198 126H195L196 123H197V122H195L196 119L194 118L193 119L194 121L191 120L193 117H195V116H191V115L193 113L195 115V109H196L195 104H193V100H192V104H191V99L193 98V97L191 98ZM218 96H216V97H218ZM209 98H210V100L213 99L214 101L211 100V101L208 102L206 100H203V99L209 100ZM1 99H0V103L3 102V101H1ZM15 100L12 101V102H14V105L13 106L15 108H17L19 106L18 109H20L21 107L24 106L25 103L23 101H21L22 103H20V99H18L17 102L20 103L21 105L15 106V104H17L15 102ZM36 102H37V104H36ZM10 103H11V101H10ZM10 103L8 104L7 102H3V104H0V105H2V107L4 106L5 108L6 107L8 108L9 106H11ZM205 103L207 105H205ZM216 103H218V104H216ZM183 106H184V108H183ZM225 106L228 109L231 108V109H229V112H232L231 114H229L228 110H227V113H225L226 115L224 114V111L227 109ZM2 107L0 108L1 109L0 111H2ZM181 107L183 109H181ZM9 108L11 109L12 106L9 107ZM10 109H7L5 111V113L3 111H2L3 113L0 112V116L2 117V120H3V118L6 117L5 114L7 112H9L8 110H10ZM42 111H44V113ZM182 111L180 113H184V111L183 112ZM186 111H188L187 113H188L189 116L186 114ZM212 112H210V113L212 114ZM189 113H192V114H189ZM2 114H3V116H2ZM46 114H47V116H46ZM227 114H229V116H230L228 118H231V117L233 118V119H230V121L233 120L232 124L234 123L232 125V127H231V122L229 121V119L227 121V116H228ZM186 115L190 119L187 118L188 119L187 120L186 117H185ZM2 120L0 119V121H2ZM41 122H43V123H41ZM45 122H47V123H45ZM226 123L227 124L229 123L230 125L229 124L227 125ZM235 123L238 124V125H236ZM144 125H146V126H144ZM224 126H225V129L227 127L226 130L224 129ZM197 127H198V129H197ZM234 128H236V129L238 128L237 129L238 131L240 129V132L241 133L240 132L239 133L241 135H239L238 134V131L236 129H234ZM231 129H233L232 134L230 133L232 131ZM234 130H236L237 132L235 133ZM50 131H51L52 134H50ZM54 132H55V130H54ZM33 133H35V134L33 135ZM43 133H45V134H43ZM233 133H235V134H233ZM228 134L229 135L230 134L231 135H235L234 136L235 138L234 137H233L234 139L232 137L230 138L231 135L229 136ZM0 135L3 136L2 132L0 133ZM49 135H50V137H49ZM214 135H216V136H214ZM187 136L190 139L189 138L187 139ZM227 136H228V138H227ZM243 137H246L248 139V141L246 140V138H243ZM2 138L4 139V137H2ZM236 138L237 139L239 138V139L238 140H235ZM43 139H45V140H43ZM232 139L234 140L232 143H234L236 141V142H238L237 144L239 146L238 145L235 146V143H236L235 142L234 143V147L235 148H232L233 147L232 144L229 145L230 147L232 146L230 148L228 146V144H229V141H232ZM240 139L242 141L244 139L246 141L245 143L248 146L244 145L245 144L244 141L241 142L242 144L239 143V140ZM4 140H3V142L5 143L6 140L5 141ZM1 141L2 140L0 138V142ZM45 141H46V143H44V145H43V142H45ZM213 142H214V144H213ZM8 143H9V141H8ZM47 143L49 144V146L47 145ZM3 144L0 143V147H4L5 148L6 143H5V145H3ZM146 144H148V143H146ZM242 145L245 146L244 147L245 148V151L244 152L242 151L244 149L241 148ZM147 146L150 147V144L146 145V147ZM236 147H238V149H236ZM239 147H240V149H241L242 152L240 151ZM247 147L249 148V149H247V151L248 152H251V153H248L246 151V148ZM206 148L207 149H210V151L212 150L211 151V156H208V158L210 157L209 159H212L214 161V157L217 155L218 156V157H216L217 159L222 160L221 158H223V160H222V161H224L222 163L223 165L220 164V166H219L218 165L219 163H217L218 162L217 160H216L217 162L215 161L216 162L215 163L216 165L213 164L214 162L211 164V166L207 165L206 162H205V159H202L204 157V151L206 150ZM211 148H213L214 150L211 149ZM10 150H12V148H10ZM37 150H39V151L37 152ZM148 150H149V153L152 154V157L151 158H153V159L151 160V162L152 161L153 162L151 164H153L154 166L152 165L151 168L153 170V173L156 174L155 177L157 179L155 180V185L157 184L156 186H158L159 183H157L158 182V177L157 176L159 174V171H158L159 166L156 164L157 160H156L155 156L153 155L155 153V151H152V153H151L150 152L151 151V148H149ZM0 151L3 152L4 149L3 150L0 149ZM13 151H14V149H13ZM43 151L45 153H42ZM46 151H49V152H46ZM186 151L188 153H186ZM238 151H240L241 153H243L242 155H243L244 158H245V154L247 153L246 154V159L242 158L241 157L242 155H240V153H238ZM32 152H33V150H32ZM39 152L41 153V155H40ZM198 152L201 155H199ZM38 153H39L40 156L38 155ZM49 154H50V156H49ZM248 154H250L251 157L248 156V158L250 157L249 160L251 162H253V164H254V162L255 163L257 162L256 164H258L257 166H259V168L262 166L261 169L258 170V169H256L257 168L256 164H254L255 165L254 166V168H255V174L251 172L252 170L254 172V169H253V164L250 163L249 160H247V155ZM201 156H203V157L201 158ZM219 157H221V158H219ZM44 158H45V160H44ZM228 158H229V160H228ZM252 158H254V159H252ZM198 159H199V161L197 163V160ZM37 160H35V162ZM40 160H39V163L41 162ZM200 160H202V162ZM192 162H194L196 164H194ZM199 162H200V164L203 163L201 165V167L200 166L199 167L197 166V165H199ZM188 163H191V165L190 164L188 165ZM249 164H251L252 166H249ZM194 165L196 166L195 168H194ZM213 165L219 168L218 175H217L218 181H216L217 182L216 184H217V186L219 184V186H218L219 189L217 188V190L220 191V196L218 195V193L214 192V188L211 186V184H209V181H208L209 179L212 178L211 177L212 174L210 172L213 171ZM155 166H158V168L155 167ZM191 166H192V168H191ZM206 167H207L208 170L206 169ZM156 168H157V170H156ZM198 168L200 170L202 168L204 170V171L201 170V171H203V173L201 171H199ZM209 168H212V171H210L211 169L209 170ZM248 168L251 169V171H250L251 173L249 172ZM128 171H125L127 175L125 174V172H122V174L118 176V179L120 180V182L121 183L126 182V184H128V186H131L130 183L132 181H134V179H137V177L138 178H142V176H143V172H141L139 170H138L139 172L138 171L136 172L135 170L132 171L131 169L128 170ZM256 171H258V174H257ZM204 172L205 173L207 172V173L205 174ZM47 173H49V175ZM130 173H132V174H130ZM200 173L203 174L202 176H207L209 178H205L204 177V180H203V177H201V174ZM38 174H39V176H38ZM40 175H41L42 178L40 177ZM47 175L49 176V179H48V177H46ZM255 175H258V177H261V175H262V178H259V181L260 182L257 181L258 179H256V178H258V177L255 176ZM130 177H132V179ZM224 177H226V178H224ZM205 179H207V180L205 181ZM261 179H262V181H261ZM48 180H50V182H48ZM124 180H126V181H124ZM129 180H130V182H129ZM207 181H208V183H207ZM51 182H52V184H51ZM197 183H199L198 184L199 187L202 188V189L199 190L200 192L197 191V189H196L197 188L196 187ZM49 184H51L50 185L51 187L49 186ZM216 184H214V186ZM206 185H207V187H206ZM34 188H29V190L32 189L33 191H35ZM129 190L131 192V188H129ZM158 190H160V188H158ZM41 191H43V192H41ZM46 192H48V194ZM35 193H37L38 196ZM42 193H43V195H41ZM46 194H47V196H46ZM131 194H133V195L136 196V194L134 192H131ZM206 194H207V198L205 197ZM217 196H219L221 198V200H222L221 203L217 200ZM30 197L31 198L33 197V198L31 199ZM38 197L40 199H38ZM136 198L139 200L140 197L139 196H136ZM26 199H27L28 203L26 202ZM44 199L48 203H46ZM40 200L42 202H40ZM29 201H31V202H29ZM196 202H199L200 207L201 206L202 207L199 208V206H197V203ZM21 203H22V201L19 204H21ZM29 204H31V205L29 206ZM75 204H78V202L75 203ZM125 204L128 205L127 207H124L125 208V212L127 210H129L131 207L132 208L133 207L135 208L137 206V203H136V205H132L131 203L129 204V201L126 202ZM195 205L197 206V208H195L196 207ZM12 206L13 207L15 206L14 208H16V209L14 210V208L13 209L10 208ZM19 206H22V205H19ZM49 206H50V209H52V205H49ZM163 207L164 206L161 205V204H158L157 205V208H161V210H162ZM94 209L95 208H93V210H91V211H93L92 212V215L88 217L89 220H91L89 222L94 221L92 223H95L94 217H96V216H93V214L98 215V212L97 211H95L97 213H94ZM198 209L200 211H198ZM0 210L3 212L2 205L0 206ZM34 211H36L35 212L36 213L35 215L33 214ZM21 212H22V214H21ZM46 212H47V214L49 216L52 217L51 219L50 218H47L48 215L46 214ZM50 212H52L53 216H52V214ZM154 212L156 213V215H158L157 216V218H158L157 222L160 221L161 224H164L165 222L162 221L163 220V216L161 214H158L156 211H154ZM28 213H30V214H28ZM107 213H108L107 214L108 215L107 216L108 218H106V216H105V220L104 221H106L107 219H108L107 221H109V212H107ZM171 214H172V211L169 212V215H171ZM28 216H29V218H28ZM92 216H93V218H92ZM171 217H172V220L173 221L171 220ZM32 219H34V220L31 221ZM197 220H199V222H200L201 225L197 226V222H198ZM31 222H33V224H35V226H33V224ZM104 223H106V222H104ZM123 223H124V225H123L124 226V228H123L124 230L123 229L121 230L122 232L120 233V235H121L120 237H121V240H124V241H121L120 242V243H122L121 247H124L123 250H127V251L131 250V251H133V246H134L133 245V242H130V245H131L130 246L128 244L129 242H128L127 239L130 238V237H132V235L130 234L132 232L130 228L131 227H136V224L134 225V223L131 222V221H124ZM126 223H128V226H127ZM131 223H132V226H131ZM27 224L25 226H27ZM49 224H52V227H49ZM96 224H97V226H96ZM107 224H104L103 226H100V224L96 222L95 223V226L96 227H98V226L102 227L101 230L104 231V228H105V230L107 228ZM95 226H94V228L96 229ZM29 227H28V229H29ZM145 227H148V224H146ZM95 229H94V232H95ZM97 229H99V227ZM92 231H93V229H92ZM43 233H45V234H43ZM51 234L53 235L55 233L50 232V236H52ZM91 234H93V235L95 234L96 235V233H93V232L90 233L89 235H91ZM199 234H200V236H199ZM43 235H44V237H43ZM196 236L197 237L199 236L200 238H196ZM35 237H36V239H35ZM53 237L54 236H52V238ZM106 237L107 236H105V239H106ZM109 238H110V236H109ZM109 238L106 239V240L108 241ZM42 239H43V241H42ZM55 239H56V237L53 238V239H50V240L51 241H54ZM36 240L38 242L39 241L40 242L38 243ZM17 241H18V239H17ZM17 241H16V243H17ZM85 241H83L82 246L84 245V242ZM109 241L108 242H105L107 246L110 243ZM169 243H170V245H168ZM110 244H113V242L111 241ZM110 244L108 246L109 248L112 247ZM0 245H1V243H0ZM147 245H149V246H147ZM156 245H160V247L161 248H164V250L166 252L165 253L159 252L160 251V248L154 249ZM36 246H35V249H34V251L36 250V253L30 247L29 250L30 251H33V253L31 252V255H35V254L38 253L37 252L38 251V246L37 247ZM107 246H105V248ZM125 247H127V248H125ZM129 247H132V248L129 249ZM114 248H118L119 249L118 245L114 246ZM1 249H0V253H2V250ZM116 251H118V250H116ZM0 256H1V259H0V261H1L2 260V254H0ZM161 256H164V257L162 258ZM125 257H127L128 259L125 258ZM125 257L121 261V263L122 264H126L127 261H129L127 264H132V259H131L132 256L129 254V255L125 256ZM193 257H194V259H191ZM29 262H28V264H31ZM110 264H112V263H110Z\"/></svg>","mask_w":264,"mask_h":264}]
</instances>
